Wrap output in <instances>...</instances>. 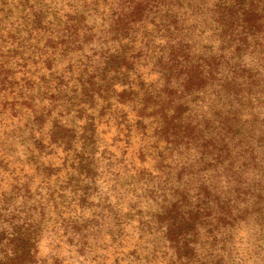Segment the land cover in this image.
Listing matches in <instances>:
<instances>
[{
	"label": "rangeland",
	"instance_id": "rangeland-1",
	"mask_svg": "<svg viewBox=\"0 0 264 264\" xmlns=\"http://www.w3.org/2000/svg\"><path fill=\"white\" fill-rule=\"evenodd\" d=\"M29 2L0 0V55L15 61L0 83V264H264V0H144L142 50L128 63L161 74L107 112L86 164L76 148L39 152L26 91L36 102L69 91L53 90L65 56L76 81L85 57L116 40L114 11L103 15L112 1L44 0L58 20L82 10L73 23L94 34L79 33L84 55L66 44L74 35L49 43L53 26L24 39Z\"/></svg>",
	"mask_w": 264,
	"mask_h": 264
},
{
	"label": "trees",
	"instance_id": "trees-1",
	"mask_svg": "<svg viewBox=\"0 0 264 264\" xmlns=\"http://www.w3.org/2000/svg\"><path fill=\"white\" fill-rule=\"evenodd\" d=\"M27 1L30 4L29 0ZM92 6H99V0H91ZM111 4H106V12L109 10L114 11L111 16L105 18V23L108 26V32L115 34L116 40L109 46L103 48L105 51H101L98 55H94L92 60L89 57L87 59L88 65L84 67H77V78L76 81H65V74L71 73V67H73V59L68 58L67 67L65 70L61 71L60 80L61 83L54 88V92L62 93L66 90H69L65 95L60 97H51L46 98L47 94H43L41 100L37 101L32 92L34 89H28L26 101L35 102L37 104V109L33 110V104L26 103L25 107H28L30 114L33 117L32 125L30 126L29 135L30 139H35L39 144L38 150L42 154L44 150L51 149V151L62 150V153L73 152L75 148L80 151L81 156L77 157L80 163H87V151H91L92 160L96 153L93 154L92 151L95 147V139L99 134V128L101 123L108 124L106 115L107 112L116 109L118 111L124 110L128 107L126 102L119 100V98L126 94L127 96L133 95L136 91L135 82L144 78L147 74H154L157 71V68L151 70L147 66H139L138 68H131L128 61L134 59L135 53L142 50V45L138 48L135 46L136 38L133 36L134 29L137 26H143L142 16L144 14V0H111ZM54 4V3H52ZM170 4V3H169ZM52 8L45 5L44 0H37L35 5L29 6L31 10L29 14V19L31 20V25L27 23L26 28L24 29L23 38L31 39L32 37H38L43 32V26H53L56 29L54 32L47 31L44 29V34L49 40V43H56L59 40V37L69 36L74 38L68 39L66 44L70 45H79L80 49H76L77 52L84 55L83 44L86 41H81L79 33L82 34V37L86 40L88 36L94 37V34L88 35V31H80L76 28L77 24L73 23L79 13L82 10L72 7L76 14L71 17L70 14L63 16L61 15L58 20L57 15L59 13H54L53 16H50L49 13H52ZM168 8V6H167ZM166 8V9H167ZM166 9L163 10L164 12ZM187 10V9H186ZM170 9H167L169 12ZM65 17V18H64ZM48 20V22H46ZM74 24V25H72ZM73 26V27H72ZM73 29V30H72ZM36 34V36L33 34ZM63 49V55L66 54L71 49H66L65 45L62 42L58 43ZM23 51H26L27 48L24 46ZM4 48L0 45V52ZM12 47H9L10 53ZM130 53V55H129ZM7 56L5 54L0 55V74H3V79L0 80V83L8 81V79H13L12 67L15 64V61L10 63L7 61ZM56 59L57 55L55 53H50L47 55V61ZM162 59V58H160ZM22 61L28 60L21 58ZM168 64L171 65L175 63L173 58L168 59ZM134 61V60H133ZM45 64L43 58L40 59V62L36 64ZM35 64V65H36ZM130 66V67H129ZM178 68V66H176ZM53 70L52 68H49ZM161 74L160 71H157ZM31 74V71H30ZM33 72L31 75H34ZM39 79V77H37ZM36 78V79H37ZM124 78V81L123 79ZM35 79V80H36ZM42 81L44 78H41ZM192 80V75L187 74L186 77L181 79H169L170 87H180L185 86L188 82ZM70 86V88H68ZM50 87H46L48 90ZM71 95L69 98L66 96ZM115 96V98H114ZM22 98V96L20 95ZM136 108L131 109V113L135 111ZM73 114V115H71ZM111 115V114H110ZM111 118L110 116H107ZM134 122L133 119H131ZM115 124V123H114ZM47 156L51 155L50 152L45 153Z\"/></svg>",
	"mask_w": 264,
	"mask_h": 264
}]
</instances>
